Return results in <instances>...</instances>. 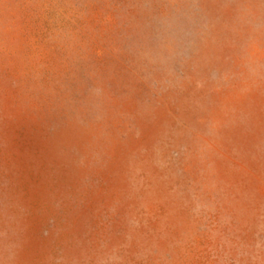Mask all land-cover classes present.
<instances>
[{
    "label": "rangeland",
    "instance_id": "374dc122",
    "mask_svg": "<svg viewBox=\"0 0 264 264\" xmlns=\"http://www.w3.org/2000/svg\"><path fill=\"white\" fill-rule=\"evenodd\" d=\"M0 264H264V0H0Z\"/></svg>",
    "mask_w": 264,
    "mask_h": 264
}]
</instances>
